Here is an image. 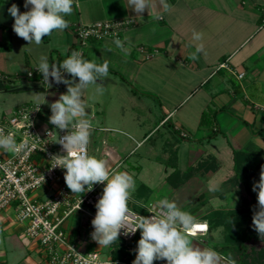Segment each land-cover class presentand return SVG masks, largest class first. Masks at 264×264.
I'll return each mask as SVG.
<instances>
[{
  "label": "crops",
  "instance_id": "obj_1",
  "mask_svg": "<svg viewBox=\"0 0 264 264\" xmlns=\"http://www.w3.org/2000/svg\"><path fill=\"white\" fill-rule=\"evenodd\" d=\"M166 2L171 5L170 11L156 9L162 15L161 19L149 16L147 10L142 14L143 19H136L137 14L127 7L126 0H75L73 13L65 17L69 27L53 31L43 38L41 45L36 46L29 45L14 33V18L8 12L13 3L21 13L31 6L24 8V0H0V72L7 76L0 79L3 114L21 103L36 102L46 113L40 112L39 125L51 126L49 104L55 91L63 86L50 78L52 87L49 88L41 81L42 75L30 79L17 74L38 66L41 54L47 55L50 64L61 63L77 42L73 31L76 26L101 20L134 18L136 23L125 31L122 41L127 54L112 39L92 40L86 47L84 59L97 64L105 60L109 62V75L103 80V88L106 89L103 94L96 92L100 108L96 114L89 112L95 128L101 131L108 129L104 124L110 121L112 104L120 102L117 106L119 114L113 118L115 121L122 124L131 121L138 127H151L141 133L139 143L144 140L146 143L156 128L158 132L167 124L179 135L181 131L187 132L189 136L180 135L183 142L176 144L178 164L169 166L166 176L176 169L185 173L188 168L207 159L216 161L218 169L210 173L215 175L223 158L231 160L230 173L235 175L236 153L243 166L261 163L264 160V122L261 119L264 112V28H260V23L264 0ZM193 31L202 33V40H193ZM140 44L158 48L160 52L146 60L135 51V46ZM198 44H203L204 51L193 61L190 57ZM224 62L228 67L220 66ZM240 72L245 73L243 78L239 77ZM68 79H71L70 75ZM125 100L130 101L131 106H126ZM206 111L214 113L209 125L202 124ZM168 116L169 119L164 121ZM213 130H218V134L210 138ZM188 139L192 140L188 142ZM182 147L188 162L183 165L179 163ZM206 175V171L198 168L178 188L181 189L191 179L197 178L200 182L211 180ZM61 182L66 185L64 177ZM235 187L240 191L237 185ZM247 187L253 191L251 186ZM247 187L243 186L242 196L233 193L224 204H210V200L217 197L201 195L199 204L202 207L193 204L196 211L192 217L195 221L208 222L209 231L198 236L189 235L194 246L211 248L222 256H229L223 246L224 227H214L209 216L215 210H241L245 206L251 208L256 205L255 199L247 197ZM0 223L8 224V221L3 217ZM27 245L41 257L35 242L27 241Z\"/></svg>",
  "mask_w": 264,
  "mask_h": 264
},
{
  "label": "clouds",
  "instance_id": "obj_2",
  "mask_svg": "<svg viewBox=\"0 0 264 264\" xmlns=\"http://www.w3.org/2000/svg\"><path fill=\"white\" fill-rule=\"evenodd\" d=\"M74 2L75 0H24V8L31 7L23 13L17 4L13 3L8 9L14 18L13 31L29 45L39 46L43 38L50 36L53 31H63L69 27V21L65 17L73 13ZM126 3L127 7L137 14L136 19H143L142 14L146 10L149 16L161 19L162 15L157 13L156 9L159 8L162 12L171 9L166 0H126ZM202 36V33L193 31V40L200 41ZM114 43L127 54L128 50L119 38L115 39ZM203 51V44L196 45L190 58L197 60L198 54ZM38 59L37 70L42 74L43 83L47 87H52L51 81L67 86L66 93H61L57 100L49 104V123L61 131L68 130L62 137L57 135L55 143L62 145L64 153L51 156V168L66 170L64 180L72 194L91 191L95 184H105L101 197L95 204L96 214L91 221L94 228L91 238L99 246L108 247L118 240L121 229H125V236L141 230L132 264H154L157 260H164L167 264H236L230 256L225 257L214 249L200 248L192 244L189 234L194 235L200 226L196 224L195 218L181 210L175 201L161 199L155 205V212L147 209L154 215L146 217L137 214L133 220L128 207L135 191L133 176L124 171H113L107 160L88 154L87 146L90 143L93 123L86 112L88 104L83 95L90 85L95 86L97 93L103 94V80L109 75V62L105 60L97 64L86 60L77 50L71 51L59 64H50L49 58L44 54ZM65 73L69 74L71 79L65 78ZM76 78H79L78 82ZM50 133L52 132L47 134ZM23 147L25 145L17 144L15 133H6L5 129L0 127V149L5 152H18ZM252 190L257 193L252 227L261 238L264 237V165L261 166L259 181L254 182ZM81 203L82 201L79 202V207ZM129 223L135 224L132 230L127 227Z\"/></svg>",
  "mask_w": 264,
  "mask_h": 264
},
{
  "label": "built area",
  "instance_id": "obj_3",
  "mask_svg": "<svg viewBox=\"0 0 264 264\" xmlns=\"http://www.w3.org/2000/svg\"><path fill=\"white\" fill-rule=\"evenodd\" d=\"M261 12L260 28H264V4ZM135 23L136 19L126 18L113 21L101 20L76 26L73 31L77 42L71 51H80L84 58L86 47L92 40L119 38L124 41L125 31ZM135 51L146 60L160 52L158 48H151L144 44L136 45ZM220 66L228 67L225 62ZM37 69L38 66H34L17 76L35 79L37 75H42ZM64 75L68 79L69 74ZM238 75L243 78L245 73L240 72ZM6 77L0 72L1 80ZM41 81L43 82V76ZM38 106L39 111H37ZM41 110L40 104H24L0 116V127L4 128L6 133L9 131L15 133L18 145H25L18 152H5L0 149V214L8 207L16 209L18 220L25 226V237L39 246L42 264H132L135 257L113 258L110 255L104 256L98 249L82 251L83 240L90 238L94 231L91 221L95 217V204L101 197L104 184H95L91 191L72 194L65 184L56 183L57 179L64 176L66 170L59 167L51 168L53 163L51 156L64 153L62 145L55 142L58 136L62 137L68 130L58 132L52 126L41 127L38 124ZM168 119L169 116L164 121ZM48 132L52 133L48 135ZM180 135L189 136L185 131H181ZM87 151L89 154L88 146ZM41 187H43L41 195H30V192ZM80 201L82 203L79 207ZM156 203L153 201L141 203L140 209H134L128 205L129 215L133 220L137 214L152 216L154 213L148 212L147 209L155 212ZM77 213L79 215L76 216ZM196 224L200 226V229L194 235H189L198 236L209 231L208 222L196 220ZM127 227L132 230L135 224L129 223ZM124 231L125 229H121L119 237L127 242L141 234V230L138 229L135 234L125 236ZM154 264H167V262L157 260Z\"/></svg>",
  "mask_w": 264,
  "mask_h": 264
},
{
  "label": "rangeland",
  "instance_id": "obj_4",
  "mask_svg": "<svg viewBox=\"0 0 264 264\" xmlns=\"http://www.w3.org/2000/svg\"><path fill=\"white\" fill-rule=\"evenodd\" d=\"M59 85L63 86V88L61 87L55 91L56 93L53 95V98H51V103L57 100L61 93H66L67 91V86L65 84L60 83ZM83 99L88 104V109H86V111H88V113L93 111V113L96 114L100 107L97 104L98 95L96 94L94 86H89V88L84 91ZM32 103L38 104L36 102H24L17 106ZM119 105L120 102H118V104L117 102L112 104V108L109 111L110 121L104 124L108 129L101 131L100 128H95L96 124L92 122L94 126L88 148L90 156H96L97 158L107 160L111 170L124 171L133 176L135 180V191L132 193L128 203L130 207L138 209V203H148L150 201L158 202L161 199L167 198L170 201H175L181 210L190 213L192 216V213L196 211V209L192 207L193 204L194 206L197 205L198 208L202 207V205L199 204L201 195L204 194L205 197H210L211 195L217 197L210 200V204H224L233 196V193H240L239 195L242 196L244 185L246 187L251 186L252 188L254 182L259 181L262 166L260 162H253L246 166L245 172L241 174L242 177H238V175L230 173L232 170L231 160H226L224 158L221 160L220 170H218L215 175L210 174L218 169V165L215 160L210 161V159H207L202 161L204 164L203 170L207 172L206 176L208 178L210 176L211 180H203L200 182L197 178H190L191 180L181 189L178 187L174 188L166 181V171L169 166H176L178 164L176 159V144L183 142V138L178 133H175L172 127L167 124L162 129H159L158 132H156V128L150 134L146 143L145 140L139 143L142 139L141 133L149 131L151 127H138L131 121H127V123L123 124L119 121H115L113 118H115V116L117 117L119 114L117 111V106ZM126 106H131V102L127 101ZM3 110L4 108L0 106V116L3 114ZM43 110L41 114H46ZM101 110L103 111V109ZM51 126L55 128V126ZM56 130L58 132L60 131L59 129ZM189 140L192 139H188V142ZM183 150V147L180 148L179 163L182 165L188 163ZM198 165L199 163L196 164L197 169L199 168ZM62 177L57 179L56 183L58 185L62 184ZM235 185L240 188V191ZM104 186L105 184L102 188H104ZM212 188L216 190H210ZM231 188L233 190H231ZM42 191L43 187L30 192V195H41L43 193ZM223 197L226 198L223 199ZM247 197H251L257 201V193L251 191V189H249ZM247 197L245 199H247ZM206 206L207 205H205V207ZM256 206L257 204L251 208L245 206V208L241 210L237 208L229 210L227 213L232 217H228L231 224L228 223L227 228L230 232H235L239 229V225L241 227L245 226L252 228V216ZM16 213V209L8 207L0 214V221H2L3 217L8 221V224L0 225V253H4V256H0V262L5 264H41L40 254L36 250H30L27 245V241L31 240L26 239L24 235L25 226L18 220ZM75 215L77 216L79 214L77 213ZM263 243L264 241L257 240L249 244V259L253 261L254 264H264V259L258 255L260 252L259 248L262 247ZM82 246V251L84 252L91 249H98L104 256L110 255L111 245L108 247L99 246L91 237L83 240ZM238 249L239 244L236 243L230 247L227 254L234 258L239 253Z\"/></svg>",
  "mask_w": 264,
  "mask_h": 264
},
{
  "label": "trees",
  "instance_id": "obj_5",
  "mask_svg": "<svg viewBox=\"0 0 264 264\" xmlns=\"http://www.w3.org/2000/svg\"><path fill=\"white\" fill-rule=\"evenodd\" d=\"M214 113L211 111H206L203 114L202 117V124L209 125L211 124V118ZM262 121L264 122V112L261 117ZM218 134V130H213L212 133H210V138L214 137ZM235 171L236 175L238 177H242L241 174H243L245 171V167L241 164V160L237 158V153L235 155ZM204 161V160H203ZM203 163L202 161L199 162V168L203 169ZM261 165H264V160L261 161ZM197 170L196 166L188 168V171L185 173H182L180 170L176 169L174 172H172L170 175L166 177V181L173 185L174 187H178L180 184L184 182L185 179L191 176V174ZM243 172V173H242ZM249 190V187L247 188ZM141 203H138V209H140ZM130 206V205H129ZM255 206V205H254ZM228 211L224 210H215L212 212V214L209 216L210 223L214 225V227L217 226H223L224 227V236H225V244L223 245L226 250H229L231 246L234 244H239V253L236 257L232 258L235 260L237 264H254L253 261L249 259V244L252 242H256L257 240L264 241V237L259 236V234L254 230V228L250 227H241L238 226L239 229H237L235 232H230V230L227 228L228 223L231 221L228 219L231 215L227 213ZM232 217V216H231ZM231 224V223H230ZM241 228V229H240ZM140 235L138 234L132 241H125L123 238L119 237L117 241H115L111 245L110 250V256L113 258H123V259H132L136 256L135 249L137 248V243L140 239ZM256 240V241H255ZM252 247V246H251ZM260 249V252L258 255L262 259H264V243Z\"/></svg>",
  "mask_w": 264,
  "mask_h": 264
}]
</instances>
